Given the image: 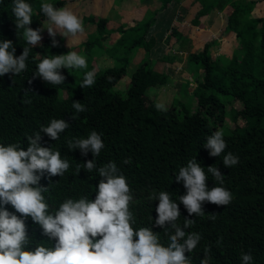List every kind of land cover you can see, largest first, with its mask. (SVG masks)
<instances>
[{"label":"trees","instance_id":"obj_1","mask_svg":"<svg viewBox=\"0 0 264 264\" xmlns=\"http://www.w3.org/2000/svg\"><path fill=\"white\" fill-rule=\"evenodd\" d=\"M33 1L36 0H26L32 7ZM170 1L173 0H160V9L148 14L128 39L111 49L101 50L116 64L97 72L92 87L81 88L80 85L96 53L92 49L97 36H89L80 45L87 58V68L61 69L66 80L60 85H51L33 74L42 58L66 52L59 53L58 46L53 47L47 42L33 47L26 62L27 71L0 77L6 90H0V144L19 143L26 148V134L32 135L53 118H62L70 125L56 141L41 133L42 146L50 145L59 150L71 165L62 177H51L49 191L44 193L51 208L56 209L65 198L88 195L94 199L101 177L83 170V163L93 156L91 152L82 156L79 149L69 151L67 141L73 137L86 138L93 130L100 133L105 147L95 157L97 166L114 161L127 178L134 197L131 211L136 218L135 227H150V216L154 221L158 201L149 200L153 192L167 190L179 204L177 199L186 194V189L182 181L176 182L174 174H178L179 168L190 159L195 157L206 173L209 166H217L225 175L223 187L232 193L233 200L227 206L205 202L203 210L206 214L193 217H188L184 206L179 204L181 217L177 223L182 226L185 217L194 219V225L186 231L202 235L195 251L186 255L192 256L193 264H200L205 247L210 246L209 264H241V256L245 253H251L252 264H264V18L250 16L254 1L233 0L227 30L235 34L240 47L229 58L220 56L216 61L209 54V44L197 53H188L187 61L199 73L191 93L196 106L190 104L162 112L156 109L154 102L144 103L141 88L153 84L158 77L150 74L145 36L154 16ZM228 2L208 0L218 11ZM51 4L63 7L64 1L56 0ZM12 7L13 0H0V40L13 41L15 55L19 56L24 47L31 46L22 36L23 29L16 30ZM32 20L30 27L34 30L48 22L41 9L34 7ZM134 47L145 50L146 60L137 66L122 91L116 84L126 72L128 56ZM25 100L30 102L24 103ZM73 101H80L87 111L76 114ZM235 102L241 104L246 114L245 125L232 130L226 128L227 148L220 157H212L204 147L206 139L226 127L225 106ZM237 113L232 112L233 120ZM73 114L76 115L74 120L71 119ZM228 152L239 157V163L231 168L222 163L223 155ZM129 158L131 164H124L123 161ZM208 175L207 187L211 189L216 181L210 173ZM40 183L46 187L49 180L42 177ZM6 207L14 211L10 205ZM208 213H214L215 219H210ZM26 223L29 235L35 241H42L46 246L54 243L41 235L42 230L30 217ZM153 231L159 232L162 244H168L162 229L153 228Z\"/></svg>","mask_w":264,"mask_h":264},{"label":"clouds","instance_id":"obj_2","mask_svg":"<svg viewBox=\"0 0 264 264\" xmlns=\"http://www.w3.org/2000/svg\"><path fill=\"white\" fill-rule=\"evenodd\" d=\"M41 13L49 22L47 28L33 29V7L26 0H13L12 13L15 27L23 29L22 36L31 47H24L19 56L11 40H0V77L11 73L13 76L27 71V60L33 47L39 46L41 32L47 29L52 37V46L58 34L66 39L77 38L84 34L83 20L68 7H57L51 3L40 5ZM87 58L77 51L42 58L36 66L34 76H39L51 85L63 84L66 76L61 69L87 68ZM96 82L95 71L84 74L81 88L92 87ZM27 91V90H26ZM30 101L25 100L24 103ZM75 113L87 111L80 101H73ZM156 109L167 111L166 105L157 103ZM76 119V115H71ZM70 125L64 119H51L47 126L32 135L26 134L27 147L19 143L0 144V264H193L191 255L202 240L198 232L186 231L195 221L188 218L203 216L205 202L217 206H227L233 200L232 193L223 187L224 174L217 166H209L207 173L196 158L190 159L179 168L176 182H183L186 194L178 197L188 213L183 225L177 223L181 217L179 204L167 190L153 192L150 201H158L156 217H149L151 226L135 227L136 218L131 211L133 191L120 167L109 161L97 166L98 157L105 145L100 133L91 131L86 138L67 141L69 151L79 149L82 156L91 152L93 159L83 163V170L95 172L101 177L96 186L94 199L88 195L79 198H65L56 209H52L44 193L49 191L51 177H62L71 167L66 156L50 145L42 146L45 133L56 141ZM204 147L212 157H220L227 148L223 131H215L208 136ZM131 164V159L123 161ZM224 167L231 168L239 163V157L231 152L223 155ZM77 174L81 171L77 164ZM216 181L211 189L209 179ZM48 178V186L40 181ZM219 185V186H217ZM10 205L14 211H9ZM19 214V215H17ZM215 219L214 213H208ZM40 227L41 235L47 238L50 246L35 241L30 235L28 218ZM162 229L168 244L161 243L159 232ZM212 249L205 247L204 258L200 264H209ZM251 253L241 256V264H252Z\"/></svg>","mask_w":264,"mask_h":264},{"label":"crops","instance_id":"obj_3","mask_svg":"<svg viewBox=\"0 0 264 264\" xmlns=\"http://www.w3.org/2000/svg\"><path fill=\"white\" fill-rule=\"evenodd\" d=\"M55 1L47 0L46 3ZM60 1H64L63 7L72 9L82 18L85 27L84 34L77 38L68 37L66 39L60 36L58 31L55 37L58 52H66L65 54L69 51H77L80 54L82 52L80 44L91 35L98 37L95 44L98 45L99 49H111L116 43L128 39V36L141 26L142 20L148 14L150 15L152 11L161 7L160 0ZM228 1V4L221 11L214 9L208 0H173L165 8L158 11L150 22L145 36L150 74L160 76L168 73V83L171 82L175 76L172 69L177 70L181 67L177 65H182L181 58L176 54L183 55L182 57L186 60L188 53H197L205 44H209L208 51L211 58L220 56L229 58L233 50L240 46L235 34L227 30V17L232 10L230 3L233 0ZM246 1L255 2L250 14L251 17L264 18V0ZM47 27H49V22H45L42 28ZM42 31L41 36L45 35L46 38L41 42L52 45L53 38L48 35L47 29ZM214 40L216 46L213 48V44L210 42ZM167 41L172 46L170 50L172 54L167 53ZM144 60H146V52L142 47H134L130 50L126 72L117 83L123 86H120L122 89L128 86L131 74ZM115 64L114 59L101 52L93 57L89 64V71L97 73L101 69L114 67ZM165 65H167L166 71L164 70ZM154 103L157 102L154 101Z\"/></svg>","mask_w":264,"mask_h":264},{"label":"rangeland","instance_id":"obj_4","mask_svg":"<svg viewBox=\"0 0 264 264\" xmlns=\"http://www.w3.org/2000/svg\"><path fill=\"white\" fill-rule=\"evenodd\" d=\"M46 1L47 0L33 1L32 4H33L34 9L40 8V5L42 3H46ZM42 33L43 31L41 32V34ZM92 36H95V35H92ZM92 36L90 37L92 38ZM44 38H46L45 35L42 36V40ZM87 38H89V36ZM87 38L85 39V41L87 40ZM214 41L210 42L211 44H213L212 46L213 48L216 46L214 45L216 44V41L215 42ZM166 45H167V50H168L167 53L172 54V52H170L172 46L170 45L169 41H167ZM92 51L93 53L96 52L95 54H93L94 56H97L102 52L101 49L98 48V45L95 44V42H94V50L92 49ZM102 53L104 54V52ZM216 53H219V52L216 51ZM80 54H82V52ZM176 56L181 58L182 65L181 64L177 65V66H181L180 68H177V70L172 69V72L175 76H173V79L171 80V82L168 83V79H167L168 73H165L162 76L161 75L158 76L156 80H153L152 81L154 82L153 84L151 83L149 86L145 88H141L142 98H143L144 103L156 101L157 103H162L166 105L167 110H170L171 108L180 109L181 106H190V104H192L193 106H196V99L195 98L191 99V93H192L193 88L195 87V80L199 73L194 70L192 63H189L187 59L185 60L182 57L183 55L176 54ZM218 58L219 57H212V60L216 61L218 60ZM166 68H167V65H165L164 67L165 71H166ZM159 77H160V81H158ZM120 86L123 87L121 84H117L116 86L117 89L124 90ZM0 90L2 92L6 91L5 87L2 86V83H0ZM236 111H238L237 117L235 118V120H233L232 112H236ZM245 121H246V114L242 110L241 104L239 102H235L232 105L226 104L225 106V125L226 127L223 126L220 129V131H223V133H226L228 130H232L233 128L243 127L245 125Z\"/></svg>","mask_w":264,"mask_h":264}]
</instances>
